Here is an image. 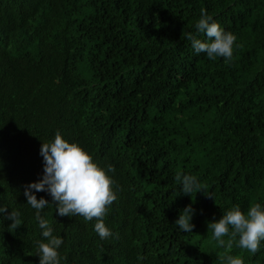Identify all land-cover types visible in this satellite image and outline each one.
<instances>
[{
    "label": "trees",
    "instance_id": "16d2710c",
    "mask_svg": "<svg viewBox=\"0 0 264 264\" xmlns=\"http://www.w3.org/2000/svg\"><path fill=\"white\" fill-rule=\"evenodd\" d=\"M202 8L236 36L230 62L187 39L211 42L195 28ZM57 132L117 195L101 240L95 219L61 217L35 192L61 264H222L207 223L264 207V0H0V264H39L35 242L47 241L24 191ZM177 173L213 199L184 195ZM188 205L193 233L175 225ZM12 210L22 224L10 232ZM229 254L264 264V241Z\"/></svg>",
    "mask_w": 264,
    "mask_h": 264
},
{
    "label": "clouds",
    "instance_id": "9594fccd",
    "mask_svg": "<svg viewBox=\"0 0 264 264\" xmlns=\"http://www.w3.org/2000/svg\"><path fill=\"white\" fill-rule=\"evenodd\" d=\"M195 28L199 33L206 34L208 41H211L204 42L191 33L187 34L195 53H206L209 60L217 57H223L225 62L232 60L236 36L214 22L206 9L200 10V18ZM40 155L43 157V175L38 181L25 186L24 195L27 204L35 210V220L42 230V237L47 241L35 242L39 264H61L58 249L63 244V239L53 234L49 221L41 215L50 202L43 197L37 199L35 192H46L61 217L82 216L85 221L95 219L97 222L94 230L101 240L113 235L106 227L104 217L109 207L117 200V195L113 190L114 181L105 170L99 167L82 147L67 142L59 132L55 134L53 141L42 143ZM108 171L115 172V168L109 165ZM175 179L182 185L184 195L203 193L206 198L213 199L207 191V185L199 183L195 176L177 173ZM7 212L6 207L0 206V215ZM194 212L193 207L188 205L179 214L175 225L182 232L193 233L195 225L191 221ZM20 216L21 213L17 210H12L5 216L12 222L8 227L10 232L21 226ZM207 230L217 246L225 249L224 254L219 257L222 264H244L241 256L229 253L234 244L253 255L260 250V243L264 241V207L260 203L250 204L245 214L240 206L236 205L218 221L208 222ZM224 237L228 239L225 240ZM137 259L143 260V257Z\"/></svg>",
    "mask_w": 264,
    "mask_h": 264
}]
</instances>
